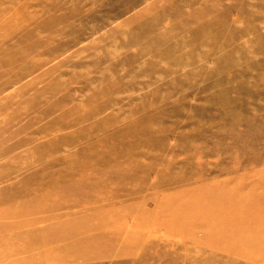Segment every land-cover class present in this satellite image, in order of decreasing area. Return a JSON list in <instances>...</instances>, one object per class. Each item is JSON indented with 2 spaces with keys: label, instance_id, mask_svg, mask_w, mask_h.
Instances as JSON below:
<instances>
[{
  "label": "rangeland",
  "instance_id": "rangeland-1",
  "mask_svg": "<svg viewBox=\"0 0 264 264\" xmlns=\"http://www.w3.org/2000/svg\"><path fill=\"white\" fill-rule=\"evenodd\" d=\"M0 40V264H264V0H0Z\"/></svg>",
  "mask_w": 264,
  "mask_h": 264
},
{
  "label": "bare ground",
  "instance_id": "bare-ground-1",
  "mask_svg": "<svg viewBox=\"0 0 264 264\" xmlns=\"http://www.w3.org/2000/svg\"><path fill=\"white\" fill-rule=\"evenodd\" d=\"M171 8V7H170ZM149 32V31H148ZM144 34H146V33H144ZM4 38L3 37H1V40H3ZM0 40V41H1ZM177 47V46H176ZM0 58H1V56H0ZM1 61V60H0ZM14 61H16V60H14ZM19 61H21V60H19ZM18 62V61H17ZM17 64V63H16ZM126 149L124 148L122 151H125ZM121 150H119V152H122ZM118 152V153H119ZM127 155H128V157H132V152H130V150H128L127 152H125ZM201 177V176H200ZM202 178V177H201ZM261 178V177H260ZM264 178V177H263ZM263 178H261V179H263ZM84 179H87V177H84ZM196 179H199V178H196ZM202 179H204V178H202ZM201 179V180H202ZM150 183V182H149ZM81 184V183H80ZM66 186V185H65ZM224 187V186H223ZM66 188L68 189V190H73L74 191V186H72V187H69L68 185L66 186ZM80 190V189H79ZM241 191V190H240ZM82 192V194L83 195H85V194H87V191L86 190H82L81 191ZM238 192V193H237ZM222 193V192H221ZM49 194H50V191H49ZM220 194V193H219ZM239 194V195H238ZM48 195V194H47ZM38 196V195H37ZM44 196V195H43ZM43 196H42V198H43ZM46 197V196H45ZM40 198V197H39ZM25 199V197L24 196H15V197H13V202L15 203L16 201L17 202H20L21 200H24ZM36 199V198H35ZM213 201H217V202H219V203H221L222 205H223V207H228V209L229 210H224V208L223 207H221V209H219V207H218V209L220 210V212H218V213H215L216 214V216L215 217H221L220 219H221V223L224 221V224L223 225H225L226 227H228L229 225L230 226H236L237 228H239V230H241V229H243V228H250L248 225H244V223H243V220H244V215L246 214V212H247V210L251 207V209H252V206L254 207H257L258 205H259V203H262L263 201H261L262 199L261 198H254V196H249V197H247V195H244V194H241V193H239V190H235V192L233 193V191H227V192H225V193H222V198H217V197H212L211 198ZM38 200V199H37ZM44 200V199H43ZM40 201L42 202V199H40ZM41 202H37V203H39L37 206H39L40 205V203ZM239 202V203H238ZM238 204H240V205H238ZM123 206H124V204H123ZM30 207L31 208H25V209H22V210H26V213L27 214H29L30 216H32V213L34 212H36V211H33V210H35V208L36 207H34V205H31L30 204ZM227 207H226V209H227ZM249 207V208H248ZM38 208H40V206L39 207H37V209ZM115 208V207H114ZM125 208V207H124ZM41 209H42V207H41ZM250 209V210H251ZM21 209L20 210H17V209H14V211L12 212V210L11 211H8L6 214H7V217L9 218V217H12V216H15L16 214H20V212H23ZM39 210V209H38ZM38 210H37V212L36 213H38ZM43 210V209H42ZM117 210V209H116ZM206 210H208V209H206ZM250 210H249V212H250ZM103 216V215H102ZM104 218V217H103ZM11 218H9L8 220H10ZM44 219V218H43ZM138 220V219H137ZM139 221V220H138ZM253 221V223L255 222L256 223V221H261V222H264V210H263V214H262V216H258V218L256 219H254V220H252ZM258 223V222H257ZM133 224V223H132ZM136 225H138V224H136ZM135 225V226H136ZM105 226V225H104ZM125 227L127 226V225H124ZM134 226V225H133ZM132 226V227H133ZM229 226V227H230ZM252 226V225H251ZM255 226V225H254ZM221 227V226H220ZM126 228H128V226L126 227ZM137 228V227H136ZM234 228V227H233ZM131 229V228H130ZM133 229V228H132ZM222 229V228H221ZM229 229V228H228ZM217 230H219V227H218V229ZM227 230V229H226ZM41 231V230H40ZM39 231V232H40ZM132 231H134V230H132ZM229 231V230H228ZM244 231H246V230H244ZM249 232H250V230H249ZM245 233V232H244ZM259 233V232H258ZM250 234V233H248L247 235H246V238H249V239H251L252 240V242L253 243H255L261 236H262V234ZM232 237V236H231ZM245 238V237H244ZM245 238V239H246ZM243 239V238H242ZM235 240V239H234ZM231 241V240H230ZM241 241V240H240ZM239 242V241H238ZM244 242V241H243ZM242 242V243H243ZM241 243V244H242ZM240 244V243H239ZM245 246L243 245V248H244ZM30 249H32V248H30ZM225 249V248H224ZM226 251V250H225ZM19 261H21V260H19ZM18 261V262H19ZM25 262V261H24ZM21 263H23V262H20V264ZM26 263H27V261H26ZM29 263H31V264H33L34 263V260L31 258V259H29Z\"/></svg>",
  "mask_w": 264,
  "mask_h": 264
}]
</instances>
